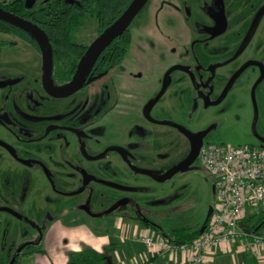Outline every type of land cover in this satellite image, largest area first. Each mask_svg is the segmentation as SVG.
I'll return each instance as SVG.
<instances>
[{"label":"flooded vegetation","instance_id":"1","mask_svg":"<svg viewBox=\"0 0 264 264\" xmlns=\"http://www.w3.org/2000/svg\"><path fill=\"white\" fill-rule=\"evenodd\" d=\"M11 1L13 0H0V7L45 30L42 24L35 21L33 17L6 9L4 6ZM55 1L57 0H52L38 8H32L31 1L25 0V7L29 11H36ZM63 1L68 5L86 0ZM211 1H217V7L211 14L200 13L198 6L196 8L195 5L194 8L195 12L197 9L196 13L198 20L199 22L202 21L201 29L195 28V31L190 29L188 44L182 47L179 52L177 50V61L170 65L162 74L164 84L162 82L161 84L163 85H159L160 87L157 86V89L153 90L154 92L152 91L153 93L150 95L149 93H129L119 86L121 85L120 82L123 85H142L145 81L144 72L141 70L130 73L134 79L133 82L128 83V81L124 80V76L128 73L126 61L133 49L134 34L137 30L146 32L144 28H147L145 26L143 27L141 24H138L134 28L131 25L146 5L126 30H130L131 32V44L123 60L109 72H105L104 74L98 75L96 74V70L90 72L91 67L96 66V63L104 51L117 39L116 38L89 68L82 87L67 96H55L46 88L44 81V52L39 40L31 31L12 23L10 24L29 31L31 35L26 34L24 30H19L15 33L0 30V35H2L0 37V213H6L8 215L6 220L9 221L13 227L23 228L25 230V239L22 242V246L20 245L17 253L15 254L11 248L5 256L0 257V262L11 260V263L12 260L15 259L16 263L17 258L21 257L24 252H29L30 254L34 247L39 246V243L43 241L47 226L59 219L71 218L78 221L82 218H89L93 220H102L120 216L151 226L161 231V234L167 237L170 236L172 230L177 228L176 224V226H173L176 219L172 217L170 213L177 208V194H171L165 191L161 192V190L152 193L151 191H146V189L144 190V188L150 187V185L151 187H156L155 182H157V180L172 177L177 172V166L185 162L189 157L192 150L193 138L197 135L201 136V150L205 144H208L204 143V138L207 133L192 132L182 125L166 122L159 118L154 119L151 117V111L156 102L159 101L161 97L160 93H165V89L169 84V77L175 71L189 72V75L195 76L196 80H198L201 85L209 86L215 79L219 68L224 66L231 67L245 53L249 44L255 37L261 19L264 17V3H262L251 17L243 36L237 39L234 54L230 58L222 60V56H205L204 61L201 63L194 58L193 51L196 48L198 49V47L200 50V47H202L201 53H205L206 44L214 43L215 39L224 35L229 30V21L224 1L264 0ZM162 10L163 8L161 6L160 11ZM170 10L172 15L177 12V15L180 16L184 23H187V17L192 13L191 9V11L189 10V12H187V8L183 6L179 0L176 6L170 7ZM177 15H173L172 17L174 18V16ZM86 16L97 18L99 24V33L90 44L79 43L74 39V33L82 27L83 19ZM0 21L7 22L2 19H0ZM82 25L71 34L73 42L86 47L85 52L79 58L74 69L73 65L76 56L71 58L68 53H64L61 57V61H57V57L54 56L52 40L45 30L52 44L53 61L51 83L55 90L64 89L72 82L80 61L89 47L106 31L103 30L100 19L90 14L83 16ZM149 25L151 26L148 33H151L153 35L152 37H154L156 34L153 32L155 31L150 22ZM157 30L159 31V28H157ZM5 36H10L14 39H7ZM33 37L37 39V42L33 40ZM11 44L15 46L25 44L29 48L28 51L23 50L21 52L22 56L17 63H12V58H10L8 52ZM31 52H34V55H31ZM5 56H7L8 60L6 63L3 62ZM33 59H35V61ZM212 59H216L217 61L208 64ZM32 65L37 66L38 72H40L41 88L44 94L51 97V99H66L83 91L88 92L87 101L91 100L95 102L94 100L100 96L97 94L99 93V90H97L99 86L98 82L102 80V82L106 83L109 90L108 92H103L104 96L101 101V104L103 101L105 103L103 107L104 114L100 115L97 113L99 109L94 111V115H91V111H89V118H87V122L81 123V126H83L81 128H83V130L77 133V139L81 140V136H91L96 128L106 130L107 134H105L107 136V131L110 126L119 120L123 125L121 129H117L116 134L118 137L113 138L110 144H106L102 148L95 146V151L90 153L84 150L86 144L79 146L82 155L79 154L76 156L70 153V148L72 147L70 146L69 122L72 119L69 110L66 109L67 106L64 104H60L61 102L51 101L49 98L43 97L44 95L41 96L31 93V91L38 88L37 82L39 81L35 78L36 68H33ZM250 66H257L261 72L260 80L251 88L252 97L255 99V89L258 88L259 83L264 79V63L257 58L250 59L239 66L231 75L218 97L212 99L210 96H204L207 106L222 103L235 87L238 78ZM72 70L73 73H71ZM162 77L160 79H162ZM239 89L240 88L235 90L238 94L241 93ZM2 90L3 93L1 92ZM200 90H194L198 97L201 95L203 96ZM115 94L118 95L119 98L124 97V101L134 99L135 102L132 103L131 101V106H128L131 111H134L133 114L137 113L133 116L132 120L127 122L125 117H123L124 115L118 118L117 112L121 111L117 103L112 102V96ZM138 100L142 101L138 102ZM150 101L153 102L145 108L144 106ZM88 103L86 102L85 104ZM123 106L124 104L122 102L121 110H124L122 108ZM124 114L126 113L124 112ZM121 118H124V120ZM124 128H126V136H124ZM182 128L189 131L193 137L191 138ZM248 144L264 147V144L261 143ZM113 151L121 155L122 165L126 166L127 170L126 176L116 175L111 179L100 178L85 167L81 165L75 166L74 164H72V167H74L78 176H73L71 172L69 173L70 159L73 161L81 160L82 158L100 160L109 156V153ZM188 165L182 168L188 167ZM147 178H152L156 181L152 183ZM94 181L99 182L101 186L108 188L112 192L115 191L113 197L110 198L111 200L108 199L104 202L97 199V196L93 194V190L88 187ZM159 193H162L163 196L159 198L151 197ZM70 202L73 203L72 207L69 206ZM156 203H159L161 206L156 205ZM166 205H168L170 211L167 212L169 220L173 222V224L171 223V228H166L165 223L158 218L159 214H157L158 207L161 208ZM44 212L56 213L59 214L60 217L57 219L55 216L51 215V223L49 222L47 224V220L45 222L42 216ZM66 212L67 214H65ZM17 215L22 216V218ZM30 216L31 218H29ZM33 219H38L39 222L41 221L40 224H38L37 220L33 222ZM34 225L38 229L42 230L44 228L45 230L43 234L41 233L42 236L40 235L39 240L36 239V237H29L30 230H35ZM4 243L2 247L6 249L7 247ZM25 256H23V258Z\"/></svg>","mask_w":264,"mask_h":264},{"label":"rangeland","instance_id":"2","mask_svg":"<svg viewBox=\"0 0 264 264\" xmlns=\"http://www.w3.org/2000/svg\"><path fill=\"white\" fill-rule=\"evenodd\" d=\"M30 1L32 8H38L52 0ZM177 1L178 0H149L145 8L132 23L131 26L133 28L138 24L148 28L150 22L155 31L153 33L156 35H154L153 38L155 41L147 42L148 46L145 50H138L139 52L135 55L133 54L135 52H131L132 56L130 58L132 60L127 58L128 61L132 62L138 70L144 72L145 81L142 85H123L120 82L121 85L119 86L121 89L129 93H149V95L153 93L154 91L149 92V88H151V85L152 87L154 85V76L159 72L163 73L174 60H177V50L179 52L180 49L185 47L189 42L190 29L194 31L196 30L195 28L201 29L202 21L199 22L198 20L196 13L197 9L195 12L194 8L195 5L196 8L198 6L200 13L205 14H211V12L217 7V1L179 0L182 5L187 8V12H189L190 9L192 10L191 15H187V23H184L180 16L177 15L174 16V18L172 17L173 15L170 7L176 6ZM224 2L229 21V30L224 35L215 39L214 43L206 44L205 53H201L202 47H200V50L198 47V49L196 48L193 51L194 58L198 62L200 61L202 63L205 56H222V60L230 58L234 54L237 39H240L243 36L251 17L262 3H264V1ZM161 6L163 8L162 11H160ZM98 25L97 18L86 16L83 19L82 27L74 33L75 41L90 44L99 33ZM157 28H159V31ZM1 36L2 35H0V37ZM5 38L14 39L10 36H5ZM134 49L135 48H133L132 51ZM23 50L28 51V46L25 44L18 46L13 44L10 45L8 52L10 58H12V63L20 61L22 56L21 52ZM31 55H34V52H31ZM254 58L260 59L264 63V17L261 19L255 37L249 44L245 53L231 67L224 66L219 68L215 79L209 86L201 85L200 82L196 80L195 76L189 75V72L178 70L172 73L169 77V84L165 89V93H160L161 97L151 111V117L182 125L192 132H206L207 135L204 138V143L234 145H244L248 143L264 144V79L259 83L258 88L255 89V99L252 97L251 89L255 83H258L261 77L260 69L257 66H250L246 69L236 81L235 87L222 103L207 106L204 98V96H210L212 99L218 97L235 70L245 62ZM33 60L35 61V59ZM216 61V59H212L208 64ZM3 62H8L7 56L3 58ZM32 67L36 68L35 78L39 81L37 82L38 88L31 91V93L41 96L44 95L43 97L49 98L51 101L61 102L60 104H64L67 106L66 109L69 110L72 119L69 122L70 146L72 147L70 148V153H73L76 156L81 154L82 151L79 149V146H83V144H86L84 150L90 153L95 151V146L102 148L106 144H110L113 141V138L118 137L116 134L117 129H121V126L123 125L119 120L110 126L107 131V136L106 130L96 128L91 136L80 135L81 140L77 139V133L80 132V130H83V128H81L83 127L81 126V123L87 122V118H89V111H91V115H94V111L99 109V112L97 113L100 115L104 114L103 107L105 106V103L103 101L101 104V101L104 96L103 92H108L109 90L106 83L102 82V80L98 82L99 86L97 90H99V93L97 94L100 95L99 97L101 98L98 97L94 100L95 102L88 100V103V92L83 91L66 99H51V97L44 94L41 88L40 72H38L37 66L32 65ZM160 78L157 81L155 89H157V86L164 84V78ZM162 82L163 84H161ZM238 88H240V94L235 91ZM194 90L202 91L203 96L201 95L198 97ZM1 92L3 93V90ZM112 98V102L117 103V106L121 111L117 112L118 118L124 115L123 117H125L127 122L132 120L133 116L137 113L133 114L134 111H131L128 106H131V101L132 103L135 102L134 99L124 101V97L119 98L116 94L113 95ZM140 101L142 100H138V102ZM86 102L88 104H85ZM122 102L124 104L122 107L124 110H121ZM152 102L153 101H150L144 107L146 108ZM123 111L126 114H124ZM121 119L124 120V118ZM126 128L123 129L124 136H126ZM121 159V155L116 151L110 152L109 156L100 160H88L82 158L81 160L73 161L70 159L69 173L71 172L73 176H78L74 167H72V164H74L75 166L81 165L85 167L87 170L94 172V174L100 178L111 179L116 175L126 176V166L122 165L123 162ZM147 179L152 183L156 181L152 178ZM155 183L156 187H151L150 185V187L144 188V190L146 189V191H151L152 193L161 190V192L165 191L170 192L171 194H177L176 209L170 212L168 205L162 206L161 208L158 207L157 209V214H159L158 218L165 223L166 228H171L170 226L173 224L167 215L168 211L172 214V217L176 219L173 226L177 225L178 227H185L188 231H194L203 226L208 217L210 208L215 204V194L213 189L214 179L198 156L189 163L188 167L181 168L172 177L157 180ZM88 187L93 190V194L97 196L99 201L104 202L108 199L111 200L110 198L113 197V193L115 192L101 186L99 182L95 181ZM160 196H163V194L159 193L151 197L159 198ZM156 205L161 206L159 203H156ZM69 206L72 207L73 203L70 202ZM65 214H67V212ZM51 215L55 216L57 219L60 217V215L56 213L44 212L42 216L45 219V222L47 220V224L50 222ZM7 216L6 213H0V257L5 256L11 248L16 254L25 239V230L23 228L13 227L12 224L6 220ZM17 216L22 218L20 215ZM29 218H31V216ZM35 220L40 224L41 221L39 222L38 219ZM35 220L33 219V222H36ZM34 228L35 230H30L29 237H36V239L39 240L41 233L43 234L45 230L44 228L42 230L38 229L35 225ZM3 243L6 244V249H3Z\"/></svg>","mask_w":264,"mask_h":264},{"label":"crops","instance_id":"3","mask_svg":"<svg viewBox=\"0 0 264 264\" xmlns=\"http://www.w3.org/2000/svg\"><path fill=\"white\" fill-rule=\"evenodd\" d=\"M173 15H177V12ZM150 26L144 28L146 32L137 30L134 34L132 47L135 48L132 51L135 52L134 55L139 52L138 50H145L147 42L155 41L153 35L148 33ZM131 56L132 53L129 59ZM126 64L128 73L124 80L128 83L133 82L130 73L138 69L128 59ZM162 74L159 72L154 76V85L153 87L151 85L149 92L155 90V85ZM160 233L162 232L151 226L120 216L102 220L59 219L47 226L43 241L34 247L20 264H68L72 253L87 248L105 253L106 264H191L189 253L159 254L142 240L145 236ZM259 252L260 256H255L245 247L243 240H234L214 247L208 253L204 264H264V247H261Z\"/></svg>","mask_w":264,"mask_h":264},{"label":"built area","instance_id":"4","mask_svg":"<svg viewBox=\"0 0 264 264\" xmlns=\"http://www.w3.org/2000/svg\"><path fill=\"white\" fill-rule=\"evenodd\" d=\"M199 158L215 185L213 213L200 236L177 243L164 234L145 236L144 243L159 254L189 253L191 264H204L216 246L243 240L260 256L264 232L248 230L243 222L264 213V147L258 145L205 144Z\"/></svg>","mask_w":264,"mask_h":264},{"label":"trees","instance_id":"5","mask_svg":"<svg viewBox=\"0 0 264 264\" xmlns=\"http://www.w3.org/2000/svg\"><path fill=\"white\" fill-rule=\"evenodd\" d=\"M134 1L135 0H86L66 5L64 3L65 1L57 0L44 8H40L36 11H29L25 7V0H13L4 7L16 13L33 17L35 21L40 22L52 40L54 56L57 57V61H61V57L64 53H68L71 58L76 56L73 65L74 69L79 58L85 52L86 47L73 42L71 34L82 25L83 16L88 14L97 16L100 19L103 30H107L123 16ZM0 30L15 33L24 29L0 21ZM24 32L31 35L27 30H24ZM33 40L37 42L35 37H33ZM130 44L131 32L128 30L104 51L96 63V66L91 67L90 72L96 70V74L98 75L109 72L123 60ZM71 73H73V70ZM208 222L209 220L205 224ZM243 226L248 230L264 232V213L248 217L243 222ZM200 235L201 229L188 231L185 227H177L172 230L168 237L177 243H187ZM27 254H29V252H24L21 257L17 258L15 264H20L23 256ZM10 261L11 260L2 261L0 264H10ZM106 261L107 258L105 253L87 248L83 251L72 253L68 264H106Z\"/></svg>","mask_w":264,"mask_h":264},{"label":"water","instance_id":"6","mask_svg":"<svg viewBox=\"0 0 264 264\" xmlns=\"http://www.w3.org/2000/svg\"><path fill=\"white\" fill-rule=\"evenodd\" d=\"M148 0H135L133 4L129 7V9L123 14V16L115 22L109 29H107L104 33H102L96 41L89 47L86 54L83 56L80 61L78 70L72 80V82L64 89L55 90L52 87L51 83V73H52V44L48 34L38 25L27 21L26 19L12 13L6 11L5 9L0 7V19L7 21L9 23L18 25L23 27L29 31H31L36 38L39 40L42 50L45 56V76L44 81L46 88L50 93L55 96H67L69 94L74 93L78 89H80L83 85L85 75L92 64L97 60L100 54L120 35H122L131 25L135 17L139 14L142 8L146 5ZM191 138L192 134L187 131L185 128H182ZM200 135H197L193 138L192 150L185 162L177 166V171L182 167L188 165L193 161L199 153L200 150ZM215 194V185L213 187ZM213 213V206L210 208L208 213V217L205 223L210 219ZM206 224L201 228V233L205 230ZM10 264H15V259L12 260Z\"/></svg>","mask_w":264,"mask_h":264}]
</instances>
